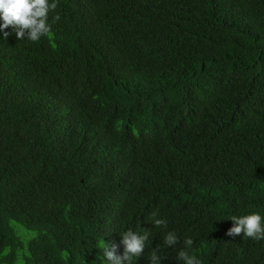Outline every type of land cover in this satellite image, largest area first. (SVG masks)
<instances>
[{
  "label": "trees",
  "instance_id": "16d2710c",
  "mask_svg": "<svg viewBox=\"0 0 264 264\" xmlns=\"http://www.w3.org/2000/svg\"><path fill=\"white\" fill-rule=\"evenodd\" d=\"M49 23L0 32V264H111L128 230L150 232L133 264H183L187 238L264 264L226 235L264 217V0H58Z\"/></svg>",
  "mask_w": 264,
  "mask_h": 264
},
{
  "label": "clouds",
  "instance_id": "9594fccd",
  "mask_svg": "<svg viewBox=\"0 0 264 264\" xmlns=\"http://www.w3.org/2000/svg\"><path fill=\"white\" fill-rule=\"evenodd\" d=\"M58 7V0H0V32H3V39H7L9 33L4 29L12 27L16 30V38L37 42L41 37L52 35V27L49 23V14L54 12ZM60 16H52V23L58 22ZM155 216V213H153ZM230 220L233 226L227 231L228 236H246L255 240H264V217L259 214H250L245 216H232ZM156 227H167V221L163 219H155ZM150 232L143 234L128 230L124 232L121 243L123 244V254L116 255V246L107 248L103 241L101 248L104 249V255L111 264H133V260L139 258L145 250L149 241ZM164 242L168 246H175L179 242L175 232H168L164 238ZM194 241L187 238L184 241L185 248L180 250L178 258L183 264H202L201 260L195 255L190 254L191 246ZM161 257L157 254V249L153 250L150 257V264H159Z\"/></svg>",
  "mask_w": 264,
  "mask_h": 264
}]
</instances>
